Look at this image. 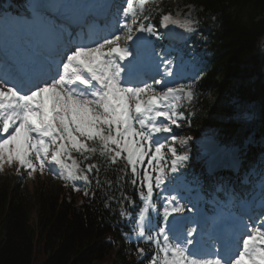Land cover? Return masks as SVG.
I'll list each match as a JSON object with an SVG mask.
<instances>
[{
    "label": "snow or ice",
    "instance_id": "obj_1",
    "mask_svg": "<svg viewBox=\"0 0 264 264\" xmlns=\"http://www.w3.org/2000/svg\"><path fill=\"white\" fill-rule=\"evenodd\" d=\"M162 2L124 0L125 6L116 8L123 23L103 30L89 25L87 32L75 35L37 9L35 18H43L46 25L38 45L17 59L5 48L0 58V174L5 167L17 173L23 169L29 178L48 172L88 196L76 182L90 185V174L99 172V165L89 161L99 156L109 165L122 163L120 172L137 187L140 204L122 192L120 215L132 217L123 207L127 201L135 213V239L155 246L149 264H264V202L259 215L235 217L228 234L219 227L202 228L184 215L199 213L195 203H182L185 197L180 194L182 169L190 157L178 146L188 145L192 137H181L173 129L181 122L190 124L195 115V81L179 82L182 64L178 67L167 53H153L159 62L151 83L140 79L141 49L150 42L138 33L159 36L152 12ZM39 7L61 12L71 21L61 10L81 6ZM160 12L163 27L195 30L191 13L180 20ZM133 41L135 55L129 43ZM261 197L264 201V183ZM186 220L197 226L180 230ZM137 251L145 254L144 248Z\"/></svg>",
    "mask_w": 264,
    "mask_h": 264
},
{
    "label": "trees",
    "instance_id": "obj_2",
    "mask_svg": "<svg viewBox=\"0 0 264 264\" xmlns=\"http://www.w3.org/2000/svg\"><path fill=\"white\" fill-rule=\"evenodd\" d=\"M180 3L202 8L193 47L205 59V70L195 82V115L190 125L184 123L180 129L181 135L192 140L181 152L198 155L199 144L206 137L224 148L241 146L254 129L264 131V0ZM172 7L173 3L162 2L160 9L167 14ZM160 9L154 13L155 21L161 18ZM235 97L239 101H234ZM204 161L193 156L182 171L193 190L206 192L199 170ZM89 162L100 167L99 172L90 174L92 183L76 182L77 187L89 191L88 196L65 182L57 194L49 191L47 182H36V194L44 208L36 228L29 226L27 197L20 193V183L12 190L0 188V264H140L134 259L139 244L152 254L151 243L125 238L126 232H133L130 225L135 213L124 201L123 207L133 215H120L121 193L137 205L140 200L137 187L120 172L122 163L109 165L99 156Z\"/></svg>",
    "mask_w": 264,
    "mask_h": 264
},
{
    "label": "rangeland",
    "instance_id": "obj_3",
    "mask_svg": "<svg viewBox=\"0 0 264 264\" xmlns=\"http://www.w3.org/2000/svg\"><path fill=\"white\" fill-rule=\"evenodd\" d=\"M41 1H45V0H41ZM165 2H170V0L168 1H165ZM32 3L33 4H39L40 2H36L35 0H32ZM174 5L177 6V0L173 1ZM176 6H173V10H174V14L176 15L177 12L181 11V10H184L185 12V15H187V18H189V13H191V17L195 18L196 19V7L190 5V6H187L186 8H178ZM155 12V10L153 11V13ZM41 24V23H40ZM39 24V26H40ZM42 25V24H41ZM43 29H42V34L43 32H46V28L44 26H42ZM196 29V27H195ZM163 30H165V28L163 27ZM195 31V30H194ZM194 31H190L187 36L189 35H192L194 33ZM160 53H163V51H161ZM178 58H179V54L176 56V61H178ZM196 60V59H195ZM140 70H144L146 69L145 67L143 66H139ZM174 69L176 70V67H174ZM151 83V82H149ZM159 87V86H158ZM234 101H239L237 97H235ZM253 133H255L256 135H263L264 132L262 133H257L256 130L254 129L253 130ZM179 136H181L180 134H178ZM182 137V136H181ZM261 144H264V139H259L257 137H253L251 136L248 140V142L246 143L245 145V149H247V147H250V146H257V145H261ZM199 148L201 150H203V154H200L199 156L198 155H195L194 157H203V156H206L208 155V164L206 165L205 170H207V175H209V172L211 170H213V168H215V166L219 167L218 165H215V162L217 161V159H221L219 161H224V165L223 167H226V165H233V162H234V159H231V161H227V157H224L222 153L220 152H223V150H220L218 148V145L216 144L215 141H213L211 138H205L204 141L201 142V145L199 146ZM219 149V150H218ZM219 151V154H215L216 151ZM237 150V149H236ZM215 151V152H213ZM242 151V154L244 152V150H241ZM192 153H189L188 155H190ZM193 155V154H192ZM234 155H237V154H234ZM221 167V166H220ZM25 171L23 169L20 170L19 173L16 172L15 168H9V167H5L4 171L2 174H0V188H4V187H9L10 190L13 189V187L17 184V183H20V193L21 194H24V196H26V206H27V211H28V221H29V226L31 228H36L37 225L40 223V220H41V217H42V214H43V211H44V208L41 207L40 203H39V200H38V197H37V194H36V182L37 181H45L48 183V186H49V191L53 194H57L58 193V190H59V187L62 183V179H57L55 175L53 174H50L48 172H45L43 175L39 174V173H36L35 176L33 178H29L26 174V176H24L23 178L21 177V173ZM26 173V172H25ZM38 176H39V179H38ZM25 190V191H24ZM185 191V193H184ZM190 191L189 189V186H188V183H187V177L185 176V183L184 185H182L180 187V194L183 195L185 197L184 200H182L181 202L182 203H186L188 204L189 207H191V205L193 203H195L199 209V212L202 211V210H206L209 212V215H210V219H213L215 217V211H214V208L213 207H210V208H205L204 204H205V199H204V195H194L192 196L191 198L189 197V195H187ZM210 192V191H209ZM174 194V193H173ZM164 195H167V193H165ZM199 201V202H198ZM216 209V208H215ZM220 210L218 209V212ZM217 212V211H216ZM185 216L187 217H192L194 218L197 222H198V217L196 213H185L184 214ZM226 215V213H225ZM213 221H216L215 219ZM133 225L134 224H131L130 227L131 229L133 230ZM192 226H197V225H194L192 223L191 220H189V224L187 225V227H192ZM213 226V224H212ZM205 228V227H203ZM210 230V228H208ZM125 234H127L129 237H131L130 239H126V241H129V240H135V235L133 232H126ZM2 235H1V229H0V240L2 239ZM146 241V240H145ZM154 246V244H152ZM132 249V251H134V248L133 246L130 244L129 245ZM139 247L140 248H144V245H140L139 244ZM154 249H155V246H154ZM145 250V254L143 256L141 255H136L134 257L135 261H137V263L139 262L140 264H149V257H150V254L147 253L146 249L144 248ZM109 264H112V263H109Z\"/></svg>",
    "mask_w": 264,
    "mask_h": 264
},
{
    "label": "bare ground",
    "instance_id": "obj_4",
    "mask_svg": "<svg viewBox=\"0 0 264 264\" xmlns=\"http://www.w3.org/2000/svg\"><path fill=\"white\" fill-rule=\"evenodd\" d=\"M48 5V4H47ZM31 26V25H30ZM40 26L42 27L43 25H41L40 24ZM29 28H31V27H29ZM45 32H43V34H44ZM43 34L41 33V39L43 38ZM177 70V69H176ZM175 70V71H176ZM238 150V149H237ZM206 223H208V219H207V221H206ZM205 224H200V226H204Z\"/></svg>",
    "mask_w": 264,
    "mask_h": 264
}]
</instances>
